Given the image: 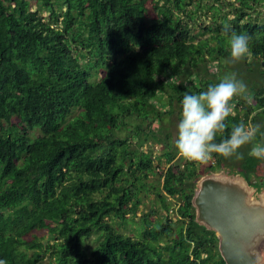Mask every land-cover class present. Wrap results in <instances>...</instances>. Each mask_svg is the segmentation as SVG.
I'll list each match as a JSON object with an SVG mask.
<instances>
[{"label":"trees","instance_id":"obj_1","mask_svg":"<svg viewBox=\"0 0 264 264\" xmlns=\"http://www.w3.org/2000/svg\"><path fill=\"white\" fill-rule=\"evenodd\" d=\"M187 1L37 0L51 15L54 2L65 5L61 21L54 16L50 22L27 0H0L5 264H42L45 258L47 264H225L214 233L194 221L191 199L200 173L193 161L181 168L170 152L162 154L157 175L163 195L157 197L166 211V197L178 199L175 238L162 244L174 226L168 221L151 226L148 216L137 236L115 226L136 214L145 183L155 174L151 152L140 149L155 138L154 124L173 103L181 105L188 88L198 93L214 83L202 80L199 69L229 58L232 31L251 37L247 57L264 74V23L253 22L247 12L262 0L228 3L231 18L223 16L215 35L198 43L179 16ZM149 5L157 11L152 22ZM231 103L224 135L239 122L264 126V87L251 103L239 98ZM128 120L138 122L132 130ZM122 130L128 133L124 138L118 135ZM250 148L239 168L255 176L264 171V159L248 156ZM212 159L214 172L230 158Z\"/></svg>","mask_w":264,"mask_h":264},{"label":"rangeland","instance_id":"obj_2","mask_svg":"<svg viewBox=\"0 0 264 264\" xmlns=\"http://www.w3.org/2000/svg\"><path fill=\"white\" fill-rule=\"evenodd\" d=\"M27 1L29 2L30 9L38 10L44 20L51 22V19H54V16H56L59 18V21H61L62 14L65 11V5H63L62 3H53V15H51V11L41 8V6L38 5L37 0ZM187 3L188 5L186 6V11L184 13H180L179 16L188 24L191 35L194 37L195 43H198L205 39H209L211 38V36L215 35L214 30L216 29V26L221 23V18L223 16L231 18L234 11L233 7H231V5H229L228 3L237 6L235 0H226L223 3H217L215 0H188ZM213 8L218 9L217 15L214 14L215 9ZM147 9L150 13V18L148 19V21L152 22L153 17L156 15L157 11H155V9L151 5H149ZM247 12L249 13V17L253 22L263 24L264 0H262L258 4L253 5L252 10H249ZM211 45H214V42L211 43ZM207 69L208 70H205L204 67L199 69V74L202 80L208 79L214 83H217L224 75L234 72L237 74L238 78L242 79L248 85L251 95L257 93L260 88L264 87V74L259 73L258 62L251 60L249 57H247V61H244L243 59L239 61H230L229 58L220 60L217 59L215 62L208 63ZM98 77L99 74L93 77V81ZM239 99L243 100L241 98ZM169 111L170 113L166 114L160 123L154 124L155 138L150 137L148 141L144 142V144L140 148L143 152H151L150 154L154 158L153 165L155 166V174L150 175L147 182L145 183L146 188L144 193L141 195V204L139 205L136 214L128 217L127 221H125L124 223H121L119 221L115 222V226H117V229L120 232L130 236L138 235L139 230L142 227L143 216H148L146 217V219L151 226L155 225L158 221H161L163 223L167 221L171 222L174 226L173 232L169 235L168 238H165L163 240L162 244H166L168 243V241H170V239L175 238L176 224L178 223L175 216V210L178 206V199L167 196L166 203L169 205V209L168 211H166L161 207L160 200L157 197V193L163 195V192H161L162 181L157 175L158 171H161L162 167L164 166V158L162 157V154L164 152H170L172 155H174L173 162L178 164L181 168L185 166L186 161H189L181 157L174 147L176 124L178 123L180 118L181 105L173 103ZM257 114L260 120L262 115L259 113ZM127 123V129L132 130L133 126L138 122L135 120H128ZM143 129L146 132L148 131L146 124L143 125ZM33 134L38 135L39 132L35 131ZM118 135L120 138H124L128 135V133L126 130H122V132L118 133ZM240 151L245 154L247 151V145L242 146ZM239 162L240 160L232 157L228 160L227 163H223V167L221 169L236 170L237 168H239ZM214 164V159H211L205 163L194 162V166L196 167L198 173H200L199 177L209 174V166ZM218 172L220 171L217 170V173ZM35 235L37 237H41L43 235V232L38 231L35 233ZM93 240L94 236L90 238V242L92 243ZM42 242H45V239H42ZM42 264H47L46 258L42 261Z\"/></svg>","mask_w":264,"mask_h":264},{"label":"clouds","instance_id":"obj_3","mask_svg":"<svg viewBox=\"0 0 264 264\" xmlns=\"http://www.w3.org/2000/svg\"><path fill=\"white\" fill-rule=\"evenodd\" d=\"M229 31L230 25H225V34ZM250 39L246 33L231 32L228 37L230 61H239L250 54ZM237 97L252 102L248 85L234 72L209 84L204 91L197 93L190 88L185 91L174 138V147L181 157L201 163L211 160L213 154L242 160L244 153L240 149L250 144L247 155L264 159V126L261 124L239 122L231 125L224 135L225 129L229 128L226 120L233 114L231 102ZM258 135L262 138L259 141ZM0 264L5 262L0 260Z\"/></svg>","mask_w":264,"mask_h":264},{"label":"water","instance_id":"obj_4","mask_svg":"<svg viewBox=\"0 0 264 264\" xmlns=\"http://www.w3.org/2000/svg\"><path fill=\"white\" fill-rule=\"evenodd\" d=\"M253 194L243 177L223 171L196 182L194 221L215 234L225 264H264V195Z\"/></svg>","mask_w":264,"mask_h":264},{"label":"flooded vegetation","instance_id":"obj_5","mask_svg":"<svg viewBox=\"0 0 264 264\" xmlns=\"http://www.w3.org/2000/svg\"><path fill=\"white\" fill-rule=\"evenodd\" d=\"M219 171L220 172H222V171L225 172L230 177H234V176L243 177L247 181L248 186L253 189V191H254L253 196L255 197V199H258V197L261 194L264 195V171H262L261 173H256L255 176L245 172L244 170H241L240 168H237L236 170L219 169ZM214 172H217V171H214ZM209 173H212V171H210ZM252 177L255 178V182L251 181ZM214 236H215V234H214ZM217 246H218V240H217Z\"/></svg>","mask_w":264,"mask_h":264}]
</instances>
